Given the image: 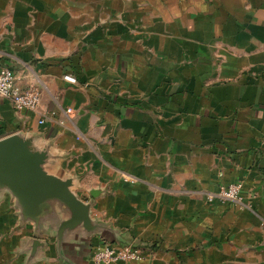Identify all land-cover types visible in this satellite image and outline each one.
<instances>
[{"label": "crops", "instance_id": "1", "mask_svg": "<svg viewBox=\"0 0 264 264\" xmlns=\"http://www.w3.org/2000/svg\"><path fill=\"white\" fill-rule=\"evenodd\" d=\"M5 67L42 95L0 96V139L45 151L91 224L62 234L61 201L37 222L0 183V264H93L101 241L144 251L112 264H264V0H0Z\"/></svg>", "mask_w": 264, "mask_h": 264}, {"label": "water", "instance_id": "2", "mask_svg": "<svg viewBox=\"0 0 264 264\" xmlns=\"http://www.w3.org/2000/svg\"><path fill=\"white\" fill-rule=\"evenodd\" d=\"M45 151L33 150L28 140L14 134L0 139V183L6 185L22 203L25 217L39 222L47 201L57 199L70 212L60 232L91 224L90 204L71 189L72 179L50 174L44 165Z\"/></svg>", "mask_w": 264, "mask_h": 264}, {"label": "built area", "instance_id": "3", "mask_svg": "<svg viewBox=\"0 0 264 264\" xmlns=\"http://www.w3.org/2000/svg\"><path fill=\"white\" fill-rule=\"evenodd\" d=\"M63 78L70 82L76 83L77 78L72 74H64ZM41 90L36 86L20 88L16 83L14 71L5 67L0 70V96L9 98L19 112L37 111L41 101ZM72 109L68 108V112ZM46 115L39 120L44 123ZM243 184L234 182L221 185L219 190L208 196L210 201L215 198L226 201H239L241 199ZM144 251L133 244H117L101 241L93 249V264H112L115 262H132L143 258Z\"/></svg>", "mask_w": 264, "mask_h": 264}]
</instances>
